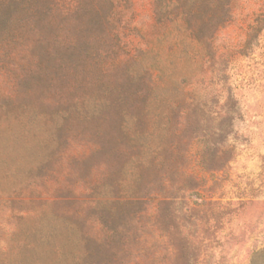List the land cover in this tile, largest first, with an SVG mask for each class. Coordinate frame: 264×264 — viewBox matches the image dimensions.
I'll return each mask as SVG.
<instances>
[{
    "label": "rangeland",
    "instance_id": "rangeland-1",
    "mask_svg": "<svg viewBox=\"0 0 264 264\" xmlns=\"http://www.w3.org/2000/svg\"><path fill=\"white\" fill-rule=\"evenodd\" d=\"M210 2L0 0V264H264V0Z\"/></svg>",
    "mask_w": 264,
    "mask_h": 264
},
{
    "label": "trees",
    "instance_id": "trees-1",
    "mask_svg": "<svg viewBox=\"0 0 264 264\" xmlns=\"http://www.w3.org/2000/svg\"><path fill=\"white\" fill-rule=\"evenodd\" d=\"M190 7H188L186 10H184V17L189 18L190 15H193V8L194 5H189ZM230 6V0H211L210 2V7H211V13L214 16V18L216 19L215 21L217 22V26H219L223 20H222V16L221 13L228 12V8ZM259 19V16L257 17L256 24H253L251 26V30H256V25H257V21Z\"/></svg>",
    "mask_w": 264,
    "mask_h": 264
}]
</instances>
